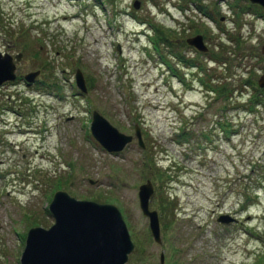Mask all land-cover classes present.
<instances>
[{"label":"rangeland","instance_id":"374dc122","mask_svg":"<svg viewBox=\"0 0 264 264\" xmlns=\"http://www.w3.org/2000/svg\"><path fill=\"white\" fill-rule=\"evenodd\" d=\"M254 5L0 0V53H21L16 78L0 85V264H20L28 229L53 223L57 190L117 206L134 243L126 264H158L161 253L164 264H264V104L248 111L252 89L237 83L264 79ZM196 34L206 52L187 44ZM230 49L247 57L230 70L210 59ZM210 75L229 76L231 98L214 99ZM94 110L133 140L107 152L90 131ZM146 180L161 243L139 207Z\"/></svg>","mask_w":264,"mask_h":264},{"label":"water","instance_id":"95a60500","mask_svg":"<svg viewBox=\"0 0 264 264\" xmlns=\"http://www.w3.org/2000/svg\"><path fill=\"white\" fill-rule=\"evenodd\" d=\"M264 9V0H249ZM188 45L201 52L207 47L203 35L196 34L186 39ZM11 54L0 53V85L16 78V61ZM15 60V61H14ZM39 70L24 75L26 82L34 80ZM75 82L85 91L82 72L77 69ZM263 86L264 79L259 81ZM90 131L95 140L107 152H119L132 140L133 136L119 131L98 111H92ZM135 137L140 146H144L140 128L135 126ZM154 191L153 184L146 180L139 186V207L148 218L150 233L155 242L161 243L158 212L150 209L149 200ZM53 223L45 228L30 227L26 233L20 264H126L134 243L129 234L120 210L111 203L77 199L64 190L54 192L48 205ZM231 220L228 215H221L220 222ZM164 264V255L160 254L159 263Z\"/></svg>","mask_w":264,"mask_h":264},{"label":"trees","instance_id":"16d2710c","mask_svg":"<svg viewBox=\"0 0 264 264\" xmlns=\"http://www.w3.org/2000/svg\"><path fill=\"white\" fill-rule=\"evenodd\" d=\"M255 7L257 10L261 11L263 13V16H264V9L257 4ZM235 44L238 45L237 42ZM237 49H239V48L237 47ZM223 54H224L223 56L220 55L217 57L212 55V57L210 59L214 62L219 63V65H222L225 70H230V69H232V67H235L236 64L234 61H236L237 59H238V62L241 63V61H243V59L245 57H247L246 54H240L239 55L238 53L234 52V49L227 50ZM259 57H260V55H259ZM197 63L198 62H196V67H198V69H202V65L198 64V66H197ZM229 74L232 75L233 77L235 75L234 73H229ZM227 78H225L222 81L217 80V82H215L214 78H212V75H210V77H207V80L205 78H203L202 82H204V84L208 86L207 87L208 89H206L208 92L216 94L214 99L217 100V99L223 98L225 100H228L229 97L231 98L235 87L232 86V83H229V84L226 83V81H228ZM237 83L239 86L244 85V84L249 85L252 89V92H251V95L249 96L248 102L246 104H244V106L246 105L248 107L247 108V109H249L248 111L252 112V111H254V109L256 107L264 104V87L261 88L259 86L258 82L256 83L254 81V79H252L251 76H247V78H244V79L239 78ZM227 105H229V103ZM227 105H226V107H227ZM224 126H228V128H224L225 133L226 134L229 133V124L226 123ZM246 189H247V187H246ZM250 189L252 190V188H250ZM248 196L249 195L246 193L245 196L243 195L242 197L248 199ZM243 204L246 206L248 203L246 200H244ZM243 204H241V206ZM259 257L262 258V261H264V257H262L260 255H259Z\"/></svg>","mask_w":264,"mask_h":264}]
</instances>
